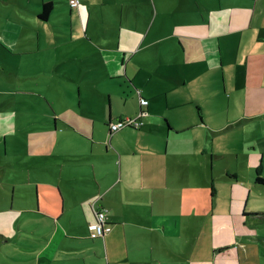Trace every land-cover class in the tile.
Here are the masks:
<instances>
[{
	"label": "crops",
	"instance_id": "crops-1",
	"mask_svg": "<svg viewBox=\"0 0 264 264\" xmlns=\"http://www.w3.org/2000/svg\"><path fill=\"white\" fill-rule=\"evenodd\" d=\"M258 1L79 0L71 7L69 0H0V61L34 82L20 92L16 121L18 148L33 160L22 161V184L30 183L41 222L52 226L41 258L264 264V231L252 235L248 220L264 225V208H244L255 191L264 200V184L254 181L257 173L264 178V152L246 160L261 171L243 181L231 155L217 153L209 133L203 137L210 123L201 96L218 89L220 71L226 91L235 63L248 70L227 50L253 28V14L263 11ZM174 11L192 15L193 28L166 25ZM152 17L160 19L153 24ZM236 42L244 49L240 37ZM139 96L148 100L142 125L110 133L109 122L137 114ZM29 97L48 104L28 114ZM10 128L13 121L0 120V133ZM225 157L218 182L215 166ZM93 200L107 209L98 238L89 236Z\"/></svg>",
	"mask_w": 264,
	"mask_h": 264
},
{
	"label": "rangeland",
	"instance_id": "rangeland-1",
	"mask_svg": "<svg viewBox=\"0 0 264 264\" xmlns=\"http://www.w3.org/2000/svg\"><path fill=\"white\" fill-rule=\"evenodd\" d=\"M171 2L176 3V1ZM259 9L263 11L253 14L251 20L253 28L247 29V35L245 33L235 35L234 44L227 50L231 58L237 56V61L242 57L240 63L244 61L243 64H248V70L238 67L239 63H235L231 77L228 75L226 91L223 87L225 81L220 71L216 78L218 89L209 90L208 94L202 91L201 95L203 107L211 111L207 110L205 116L210 127L206 131L203 130V137L205 138L209 133L210 141L212 139L214 141L213 149L217 153L226 152L227 155H231L228 157L231 169L234 173L238 172L243 181L249 177L252 180L253 173L256 175L258 171H261L259 164L251 166L246 160H257L259 152H264V115L258 116L260 109H264V26L260 25L264 22V0L258 1L256 10ZM249 10L251 12L252 9ZM159 19L154 18L153 24H156ZM141 20L146 22L147 18H141ZM164 22L170 28H179V25H183L184 28H193L191 23L194 22V17L189 13L174 11L164 18ZM234 29L240 28L235 26ZM239 37L244 44V49L242 46L237 48L236 40ZM14 65L2 64L0 61V120L9 118L16 127L4 133L1 130L0 133V264H52L46 260L45 256L41 258L39 255L41 247L47 243L52 226L48 220L41 222L32 198L33 192L30 191V183L22 184L27 179L22 161L27 159L30 166H33V160L32 157L22 155L25 151L21 153L17 143L20 134L17 129L16 113L19 108L21 109L23 99L20 92L26 85L34 84V82L29 77H19L15 71L18 65ZM26 101L31 106L25 110L31 115L33 114L32 106L43 110V107L48 104L41 97H29ZM255 114L256 119L251 120L249 116ZM7 133L9 136L6 135ZM5 135L11 141L14 140V143H9L7 139L4 147ZM237 155H239L238 160H236ZM206 158L210 162V154H206ZM225 166H227V157L222 166L217 161L215 172L216 175L221 174L217 176L218 182L223 180L222 174L226 175ZM31 169V179H33L36 172L33 168ZM262 169L264 171L263 167ZM256 192L249 199L247 206L246 204L244 206L247 209L246 213H257L259 209L264 208V200H261V196H258ZM222 198L223 194L215 198L219 205L223 204ZM248 220L254 227L252 235L255 236L257 231L258 233L264 231L261 221L251 217ZM260 247L264 250V244L261 243Z\"/></svg>",
	"mask_w": 264,
	"mask_h": 264
},
{
	"label": "built area",
	"instance_id": "built-area-1",
	"mask_svg": "<svg viewBox=\"0 0 264 264\" xmlns=\"http://www.w3.org/2000/svg\"><path fill=\"white\" fill-rule=\"evenodd\" d=\"M69 4L71 7H77L79 5V0H69ZM138 102L140 109L136 115L121 117L108 123L110 133L127 127L136 129L142 125L141 117L145 114V111L142 109V107L148 104V100L142 96H139ZM91 208L94 214V220L90 226L89 236L91 238H98L105 232V218L107 209L105 207H98L95 200L91 202Z\"/></svg>",
	"mask_w": 264,
	"mask_h": 264
},
{
	"label": "trees",
	"instance_id": "trees-1",
	"mask_svg": "<svg viewBox=\"0 0 264 264\" xmlns=\"http://www.w3.org/2000/svg\"><path fill=\"white\" fill-rule=\"evenodd\" d=\"M45 7H46V5H45ZM43 17H45V15ZM254 181H255V183H258V184H264V178L261 177L260 175H258V173L255 176V180Z\"/></svg>",
	"mask_w": 264,
	"mask_h": 264
}]
</instances>
